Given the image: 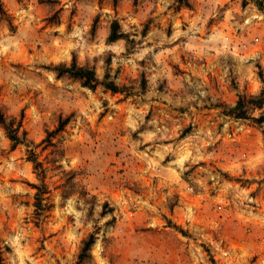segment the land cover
I'll list each match as a JSON object with an SVG mask.
<instances>
[{"label": "rangeland", "instance_id": "rangeland-1", "mask_svg": "<svg viewBox=\"0 0 264 264\" xmlns=\"http://www.w3.org/2000/svg\"><path fill=\"white\" fill-rule=\"evenodd\" d=\"M188 1L189 8L175 0L1 1L6 35L15 18L22 22V64L11 70L0 106L19 118L47 190L36 215L28 184L38 180L26 147L10 149L0 128L2 264H72L94 229L90 264H264V121L235 119L216 106L260 88L264 0ZM111 19L127 43H105ZM71 51L79 63L95 58L98 79L109 52V78L133 89L88 90L43 67L67 62ZM260 113L264 107L247 110ZM58 115L68 116L51 138L60 155L42 142ZM52 159L77 172L65 199ZM198 196L206 211L192 204Z\"/></svg>", "mask_w": 264, "mask_h": 264}, {"label": "trees", "instance_id": "trees-1", "mask_svg": "<svg viewBox=\"0 0 264 264\" xmlns=\"http://www.w3.org/2000/svg\"><path fill=\"white\" fill-rule=\"evenodd\" d=\"M38 1H50L54 0H38ZM115 2V0H112ZM177 8L184 7L189 8L190 4L188 0H175ZM258 8H261V4H258ZM50 18H54V13L49 16ZM5 20L9 25L10 22L7 18V14L3 9V6L0 1V21ZM56 23V22H55ZM12 29L11 26H9ZM95 29V18L92 19L90 24L89 31L93 33ZM117 40H123L124 42H128V34L124 33L118 22L115 19H111L107 26V32L104 38L106 44L115 42ZM110 61V53L107 52L103 58V66L104 71L101 79H98L95 75V58L92 57V61H88L87 59L79 63L76 59L75 52H70V57L67 62L61 61L56 63H48L43 65L47 70L51 71L54 75L55 79H68L72 82H76L80 87H84L88 90H93L96 86H101L103 90L108 91L109 93H122L123 95L128 94L132 89V84H118L111 80L109 77V73L105 65H108ZM255 74L259 80L260 88L255 94H245V93H237L235 96V100L233 104L228 105L224 103H217L216 106L221 108L222 113L229 117L235 119H252L253 123L260 124L264 121V114L260 113L256 117H250L247 114L248 109H262L264 107V71L261 69L259 65H256ZM138 91L142 92L145 89V78L142 73L138 75L137 78ZM68 121V116H57L56 123L54 127L46 131L42 142L45 143L46 146H50L52 148L51 152L54 151V154L60 155L61 152L58 150L59 148V139L54 141L51 138L56 135L59 131L63 129L65 124ZM0 128L2 129L4 136L9 140V148L13 149L17 144H23L26 147V155L25 159L31 163L32 172L36 175L38 180L37 183H29L28 185L34 189L32 198V206L34 213L37 215L40 207L42 205V200L45 190L44 173L45 168L42 165L41 161L37 160L36 154L31 150L30 144L26 139V132L22 128L20 120L15 119L13 116L7 114L4 109L0 106ZM50 163L53 165V168L58 169L60 176L62 178L63 184L61 185V198H66L72 192V189L77 186V182L75 180L77 172L73 169L63 170L60 164L56 163L55 159L50 160ZM82 191V190H81ZM83 195V192H81ZM94 196H90L86 199L89 204L88 208L91 209L94 201ZM106 204L102 203L100 205V214L103 215L105 213ZM107 211H110L108 208ZM173 227L177 228V226ZM97 230L89 231L82 237L79 241L77 251L74 257L72 264H90L91 263V247L97 238ZM0 264H2L0 259Z\"/></svg>", "mask_w": 264, "mask_h": 264}, {"label": "crops", "instance_id": "crops-1", "mask_svg": "<svg viewBox=\"0 0 264 264\" xmlns=\"http://www.w3.org/2000/svg\"><path fill=\"white\" fill-rule=\"evenodd\" d=\"M1 1H3V0H1ZM10 7L12 8V5H10ZM8 11L10 13H12V15H13V12H11L10 10H8ZM19 19L20 18L17 17L13 20L14 24L17 26L15 28V31L11 35H9V34L6 35V32H7L5 29L6 26L2 23V21H0V44H2V45H0V88H1L0 89V104L5 102L6 97H8L3 91H5V88H7L9 86L8 81L12 79L13 74H12L11 70L13 69V67L15 65H17L19 63L22 64V40H21L22 36H20V33L22 34V32L20 31V30H22V22L21 21L18 22ZM18 32H19V34H18ZM50 57H52V56H50ZM11 63H14V65H10ZM19 70H21V69H19ZM51 75H52V73H51ZM51 77H53V75ZM48 79H49V76H48ZM3 94H5V95H3ZM126 116L127 115H124L122 117V123L121 124L123 126H128V122H126V120H125ZM131 124H132L131 128H130V126H129V128L133 130L134 124H133V122H131ZM162 169H166V172L167 171L169 172L168 166H166L164 168L162 167ZM198 197L200 200H198V201H196V203H192V204L195 205L197 208L198 207L201 208L202 211H206L207 210L206 207L208 206L207 202L205 200H203L202 198H200V196H198ZM189 205H190V203L186 202L183 204V207H187Z\"/></svg>", "mask_w": 264, "mask_h": 264}]
</instances>
